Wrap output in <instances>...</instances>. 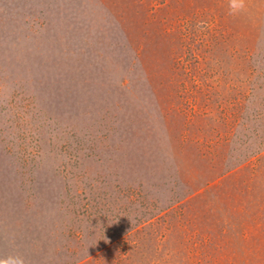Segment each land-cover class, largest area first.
<instances>
[{"label":"rangeland","instance_id":"374dc122","mask_svg":"<svg viewBox=\"0 0 264 264\" xmlns=\"http://www.w3.org/2000/svg\"><path fill=\"white\" fill-rule=\"evenodd\" d=\"M0 0V258L264 264V0Z\"/></svg>","mask_w":264,"mask_h":264},{"label":"clouds","instance_id":"9594fccd","mask_svg":"<svg viewBox=\"0 0 264 264\" xmlns=\"http://www.w3.org/2000/svg\"><path fill=\"white\" fill-rule=\"evenodd\" d=\"M230 6L233 10L242 9L244 0H231ZM0 264H25V260L19 255H9L7 258H0Z\"/></svg>","mask_w":264,"mask_h":264}]
</instances>
